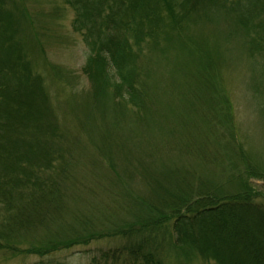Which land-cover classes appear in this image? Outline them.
I'll return each mask as SVG.
<instances>
[{
  "label": "trees",
  "instance_id": "trees-1",
  "mask_svg": "<svg viewBox=\"0 0 264 264\" xmlns=\"http://www.w3.org/2000/svg\"><path fill=\"white\" fill-rule=\"evenodd\" d=\"M63 2L89 49L96 134L86 148L52 105L38 69L50 72L46 13L0 0V251L44 261L108 239L89 264H166L165 251L178 264H264V193L251 182L264 179V0ZM232 51L249 61L259 145L218 77Z\"/></svg>",
  "mask_w": 264,
  "mask_h": 264
},
{
  "label": "rangeland",
  "instance_id": "rangeland-1",
  "mask_svg": "<svg viewBox=\"0 0 264 264\" xmlns=\"http://www.w3.org/2000/svg\"><path fill=\"white\" fill-rule=\"evenodd\" d=\"M29 4L34 10H41L46 13L43 17L45 20V32L42 38L43 50L45 58L49 63L50 72L42 67V63L38 62V69L45 78L46 88L50 94L52 105L54 106L60 122L69 119L71 129L75 132L77 138L84 143L86 148H90L87 136L90 131L94 130L92 137L96 134V123L98 121L95 109L90 105L91 114L87 113L85 100L86 91L89 89V81L82 72V66L85 63L89 49L84 43L79 32L75 31L72 26L74 11L63 0H29ZM202 27L201 31L205 36L210 34L208 28ZM195 30V29H194ZM196 31V30H195ZM190 30L188 34H191ZM193 34V33H192ZM191 34V35H192ZM195 35L203 36L199 31L194 32ZM174 58L168 65V61L161 58L157 64L159 75L163 74L167 77L174 63L177 62L179 55L174 53ZM227 64H223L218 73L221 84L233 103L235 122L239 132L251 134L248 142L252 145L260 144L261 127L258 115L253 108V100L250 96L249 82L251 78L250 65L246 54L243 52H230ZM53 69H52V67ZM46 70V71H45ZM219 72V70H218ZM85 93V94H84ZM93 148V146H92ZM253 186L261 193H264V179H251ZM169 234L171 228H167ZM114 241L108 239L95 240L85 245H75L52 253L50 256L44 257V261L35 255L14 254L10 252L0 251V264H40L42 262H50L51 264H89L92 257L97 256L102 249L112 246ZM172 251H165L164 261L166 264H178L177 258L174 259ZM182 264H209L197 255H193L191 259L184 261L182 257H178ZM46 260V261H45Z\"/></svg>",
  "mask_w": 264,
  "mask_h": 264
}]
</instances>
